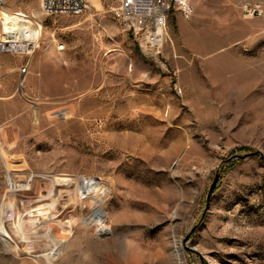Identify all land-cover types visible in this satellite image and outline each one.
<instances>
[{
    "label": "rangeland",
    "instance_id": "obj_1",
    "mask_svg": "<svg viewBox=\"0 0 264 264\" xmlns=\"http://www.w3.org/2000/svg\"><path fill=\"white\" fill-rule=\"evenodd\" d=\"M97 1L5 3L41 32L0 52V264H264V16L187 0L154 53Z\"/></svg>",
    "mask_w": 264,
    "mask_h": 264
},
{
    "label": "built area",
    "instance_id": "obj_2",
    "mask_svg": "<svg viewBox=\"0 0 264 264\" xmlns=\"http://www.w3.org/2000/svg\"><path fill=\"white\" fill-rule=\"evenodd\" d=\"M6 2L0 0V52H16L19 44L18 30L9 28L2 18L8 12L5 9ZM88 3V0H44V8L39 9L45 15H80L89 8ZM188 10L187 0H118L114 17L121 33L132 38L145 51L157 53L166 40L172 15L176 11L185 14ZM241 12L245 17L264 16V0H241ZM13 13L24 18L25 22L30 21L23 12ZM22 35L23 42L29 44L31 38L27 39L24 32ZM27 70V63L18 69L17 89L22 88Z\"/></svg>",
    "mask_w": 264,
    "mask_h": 264
},
{
    "label": "bare ground",
    "instance_id": "obj_3",
    "mask_svg": "<svg viewBox=\"0 0 264 264\" xmlns=\"http://www.w3.org/2000/svg\"><path fill=\"white\" fill-rule=\"evenodd\" d=\"M88 2H89L88 6L90 8L98 6V1L97 0H88ZM39 8H44V0H39ZM7 11L8 12H5L2 15V18H3L4 23H7L9 28L14 29V30H18L19 44L16 47V49L19 50V51L20 50L22 51V50L30 49L32 51L35 47H37L38 38H39V35H40V32H41V25L37 21H34L35 26H32V24L29 25V23H31L32 21L26 20V22H25L24 18H21V16H19L17 13H13L10 10H7ZM23 32L25 33V37L27 39L31 38V40L29 41V43H33L31 46H28V44L23 42V39H22V37H23L22 33ZM59 181L65 182L66 179L65 178H61V179H59ZM92 184H93L92 181L87 180V181L84 182V188H89ZM98 214L99 215L101 214V210L98 211ZM101 216H102V214H101ZM101 216L98 217L97 221H96L97 230L99 232L100 231L107 232L108 228L104 224H102ZM44 256H45L46 260L49 259V256L47 254H44Z\"/></svg>",
    "mask_w": 264,
    "mask_h": 264
},
{
    "label": "water",
    "instance_id": "obj_4",
    "mask_svg": "<svg viewBox=\"0 0 264 264\" xmlns=\"http://www.w3.org/2000/svg\"><path fill=\"white\" fill-rule=\"evenodd\" d=\"M216 178H217V176H215V178H214V180H213V182H212V184H211V187H210V191L213 189V187H214V183H215V181H216Z\"/></svg>",
    "mask_w": 264,
    "mask_h": 264
},
{
    "label": "crops",
    "instance_id": "obj_5",
    "mask_svg": "<svg viewBox=\"0 0 264 264\" xmlns=\"http://www.w3.org/2000/svg\"><path fill=\"white\" fill-rule=\"evenodd\" d=\"M5 8H6L7 10H10V9H9L8 7H6V6H5Z\"/></svg>",
    "mask_w": 264,
    "mask_h": 264
}]
</instances>
